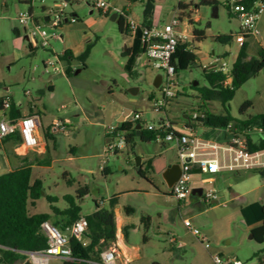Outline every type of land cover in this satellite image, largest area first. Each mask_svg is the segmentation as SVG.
<instances>
[{
    "label": "rangeland",
    "instance_id": "obj_1",
    "mask_svg": "<svg viewBox=\"0 0 264 264\" xmlns=\"http://www.w3.org/2000/svg\"><path fill=\"white\" fill-rule=\"evenodd\" d=\"M200 1L162 0L157 19L160 24H169L180 4L190 6L179 13L188 42L195 48L197 42L189 34L195 29L204 31L208 35L200 42L199 50L206 57L214 51L220 57L232 43L222 44L213 36L229 34L236 24L228 9L231 0H217V13L212 6L200 5ZM195 5L204 7L194 14L201 21L189 23V8ZM130 6L120 8L141 23L143 3L136 0ZM61 11L76 16L77 22L48 27L45 17L54 19ZM28 12L49 35L63 34V39H50L48 47L39 46L31 52L25 27L18 21L20 13ZM15 28L17 34L13 32ZM258 28L264 37V28ZM130 42V34L121 33L111 15H104L85 0L69 3L67 7L58 0H0V97H10V102L22 111L32 106L41 112L42 133L51 153L50 162L33 168L31 180L43 182V193L34 206H29V214H48L54 224L64 217L54 214L53 208L64 211L78 206L81 217H87L96 211V203L108 209L110 199L115 197L117 240L109 248L117 246V264H213L211 256L218 253L243 264H261L264 241L255 240L241 214L244 206L264 203V178L260 173L225 172L208 183L206 180L212 175L194 170L188 197L178 201L171 197V189L163 178L169 167L180 163L176 142L143 141L139 136L132 141L121 131L108 136L109 128L119 126L127 104L132 105L133 112L143 114V130L147 124H158L162 117L154 113L152 100L160 97L154 81L158 75L164 77L165 72L156 69L154 61L144 54L133 71L127 72L124 52ZM88 47L90 52L83 60L81 57ZM67 51L71 58L60 63L59 74L52 68L45 72L47 60L61 59ZM220 60L230 66L235 62L227 56ZM202 64L203 60L202 63L197 60L174 75L178 95L167 111L172 121L188 122L190 116L199 112L203 103L201 89L208 86ZM136 89V95H132L131 91ZM246 103L251 105L241 111ZM208 107L215 114L223 113L217 101L208 102ZM229 111L234 119L231 126L264 114V70L235 92ZM129 120L130 117L126 118ZM58 121L66 122L68 131L48 134V127ZM211 132L207 137L201 130L197 134L218 139L217 134L223 133L222 130ZM113 137L116 142L122 140L125 147L117 153H106ZM251 137L263 140L264 134L254 130ZM1 156L4 152L0 148ZM4 172L0 170V174ZM196 188H203L204 194L212 191L218 199L206 203L204 195H192ZM126 208L134 212L127 214ZM143 218H149L148 226ZM186 219L207 238L209 249L185 226Z\"/></svg>",
    "mask_w": 264,
    "mask_h": 264
},
{
    "label": "built area",
    "instance_id": "obj_2",
    "mask_svg": "<svg viewBox=\"0 0 264 264\" xmlns=\"http://www.w3.org/2000/svg\"><path fill=\"white\" fill-rule=\"evenodd\" d=\"M33 1V0H32ZM63 7H67L69 2L67 0H58ZM88 5L94 9L99 10L104 15L116 14L118 18H124L126 27L131 35H135L140 24L129 16L121 8L112 5L111 0H85ZM229 11L236 15L239 19L240 25L237 33L234 35V40L243 46L251 37L260 35L258 22L264 13L263 0H231L228 3ZM180 11H177L169 24L153 23L149 27L142 29L141 39L145 46V55L150 61H154L156 69L163 70L165 76L162 78L160 87V97L153 98L154 113L162 114L158 124H147L148 131L157 132L156 142L171 143L176 142L178 148L179 165L181 166V176L179 180L170 188V195L172 198L182 201L188 197L189 182L191 174L194 170L202 173L215 175L218 173L231 172H260L264 171V148L251 150L248 145V137L258 130L264 134L262 129H247L236 124L229 126L222 130L226 135L225 141L217 139L203 138L197 135L195 128L189 127V133L178 132L171 119L167 116L168 108L171 103L177 98L178 92L174 83V75L176 74V67L173 64V55L177 50L179 40H187L188 35L182 27L184 22L180 18ZM18 21L25 27L27 33L26 38L30 42L32 49H37L39 46L46 48L49 46V40H61L62 35L57 33L49 35L45 28L36 22L33 14L20 13ZM63 22L76 23L77 17L66 14L64 11L56 13L55 18H49L46 22L50 28H58ZM62 60L59 57L53 60H47L44 63L45 72L52 68L54 73L59 74L62 70L60 63ZM232 67L227 61L220 60L216 72L223 73L227 76L224 84L231 86ZM10 97L4 100L5 110L10 108ZM130 122L144 121V116L139 112H131L128 116ZM127 117V118H128ZM203 114L194 113L192 119L203 118ZM190 122L192 120H189ZM192 123V122H191ZM194 123V122H193ZM40 128L39 119L36 116H26L17 120H10L6 117L0 119V141L18 133L22 145L34 150L39 146L38 132ZM49 132L65 133L68 130L66 122L58 121L49 126ZM118 127H111L108 129V136L111 137L117 133ZM264 140V139H263ZM125 143L122 140L116 142V138L110 139L106 148L107 152H114L123 149ZM212 183L210 179L206 180ZM206 203L213 202L216 196L212 191H207L204 194ZM185 226L198 238L201 244L206 249L210 248L206 237L200 234V231L192 227L189 219L184 221ZM88 220L86 217H80L73 224L61 229L54 226L50 222L41 224V230L48 238V247L41 251L25 252L26 258L24 264H50L55 260L71 259L72 250L70 248L71 239L75 238L82 243L84 247L89 245V240L86 237L88 231ZM213 264H243L236 259H225L220 253L212 254ZM118 250L116 248H109L101 254L100 264H117Z\"/></svg>",
    "mask_w": 264,
    "mask_h": 264
},
{
    "label": "trees",
    "instance_id": "obj_3",
    "mask_svg": "<svg viewBox=\"0 0 264 264\" xmlns=\"http://www.w3.org/2000/svg\"><path fill=\"white\" fill-rule=\"evenodd\" d=\"M67 1L73 3L77 0ZM130 1L134 2L136 0ZM140 1L143 3V21L134 35L132 46L124 52V56L127 57L125 70L129 73L135 68L138 58L145 54V46L141 39L142 29L153 24L152 20L155 15L156 6L162 0ZM200 5L217 8L218 2L217 0H201ZM188 7L190 6L180 4L179 11H184ZM117 24L121 33L130 34L124 18H118ZM13 32L15 34L18 33L16 28ZM206 37L204 31L198 29L193 31V40L195 42H201ZM214 38L222 44H229L233 40V35H221ZM189 45H192V43H189L188 40L178 41L177 50L173 55V64L176 67V72L188 69L191 64L198 60L197 56L190 51ZM30 50L33 52L35 49L30 47ZM89 52L90 47H88L81 58L85 60ZM70 58L71 53L67 51L61 57V60L66 62ZM263 70L264 49L259 53V58H253L247 54L246 44L243 45L236 62L232 66L231 86L224 84L227 78L226 75L204 68V77L208 82V86L201 89L203 103L198 112L199 114H203L204 117L193 120L192 116H190L189 120H192V123L188 120L187 126L208 128L210 130L227 129L234 122V119L230 115L229 103L233 100L235 92ZM67 73L70 74V69L67 70ZM4 100L5 97H0V113H7L8 118L12 120L19 119V106L14 102H10V108L5 110ZM212 101H217L222 105V114H215L209 109L208 102ZM250 105L251 103H246L241 111H244ZM142 124V121H124L119 123L118 130L125 132L129 140H132L135 136H139L143 141H156L157 132L148 131L147 129L143 130V128L141 130L137 129V125L142 126ZM239 125L251 130L262 129L264 131V114L251 117L239 123ZM48 134L51 133L49 132ZM8 138H15L18 142L22 143L18 133L5 139ZM5 139L1 140L0 143ZM248 145L251 150L263 149L264 140L254 142L252 138L248 137ZM48 162L49 160L39 165ZM32 171L31 167H20L0 175V264L22 263L26 258L25 252L41 251L48 247V238L42 232L41 224L48 222L51 216L48 214H29V206H34L43 193V182L39 179L32 182ZM258 173L264 178V171ZM116 204L117 199L115 197L110 199L108 209L96 203V211L86 217L89 224L86 234L89 245L84 247L77 239H71V259L63 260L61 264H90V261H101L100 255L103 249L109 248L117 240V226L114 212ZM53 210L54 214L64 217L62 221L53 224L61 229L73 224L81 217L78 206H71L64 211H58L55 208ZM133 212L132 208H126L127 214ZM241 214L255 240L262 243L264 241V203L255 202L244 206L241 208ZM143 221L148 226L149 218H143ZM126 229L127 227L124 228L125 237H127ZM260 263L264 264V260Z\"/></svg>",
    "mask_w": 264,
    "mask_h": 264
},
{
    "label": "crops",
    "instance_id": "obj_4",
    "mask_svg": "<svg viewBox=\"0 0 264 264\" xmlns=\"http://www.w3.org/2000/svg\"><path fill=\"white\" fill-rule=\"evenodd\" d=\"M111 3H112L113 6L119 7V8L120 7L125 8V7L131 5L130 0H111ZM202 8H204V7L201 6L199 8L197 5H195L194 7L189 8V23H200L201 19L198 16H194V14L197 13L198 11H200V9H202ZM160 9L161 8L157 5L156 6V10H155V15H154V18L152 20V23L160 24V21H158V19H157V12ZM216 13H217V9H216ZM230 16H231V18L233 20L236 21V24L234 25V27L231 28V31H230L229 34H224V35H233V40L231 42L232 43L231 47H229V49L224 51V55L219 57V56L216 55V52L214 51L213 54H211L208 57H206V55H203L204 53L201 50H199V47H200V45L202 43H200V42L195 43V45H196L195 48H192V46L189 45L190 46L189 47L190 51H192V53H194L197 56L198 60L201 63H202V60H203L202 66L204 68L211 69V70L215 71L216 68L219 66L218 63L220 62V59L223 58L224 56H227L228 58L235 59L234 61L236 62V60H237V58L239 56V53H240V51H241V49L243 47V46H241L240 44H238L237 42L234 41V35L237 33V31L239 29L240 22H239L238 17L236 15L232 14L231 12H230ZM262 19H263V17L259 20L258 27L262 26L264 28V26L262 24ZM205 35L207 36L208 34H206V32H205ZM221 35L222 34H220L218 36H221ZM260 35H261V30H260ZM260 35L256 36V37L249 38L247 40V42L245 43L246 46H247V54L250 57L259 58V53L264 49V37H262ZM63 36L64 35L62 34V39H63ZM130 36H131V42H130L131 44L126 47V50H128L133 44L134 36L131 35V34H130ZM189 37H193V34H189ZM213 37H217V36H213ZM140 59H141V56L138 58L137 63L140 61ZM233 64H232V66H233ZM127 105H130V104H127ZM127 105H126V107H127ZM19 109H20V118L26 117V116H36V117H38L39 123H40V128H39V132H38L39 146H38V148H36L34 150H29V149L25 148L22 145V143L18 142L15 138L5 139L4 141H2L0 143V148L4 152V156L0 157V170L1 171L9 172V171L18 169L20 167H31L32 170H33L34 167L40 166L39 165L40 163L46 162L48 160H49V162L51 161V153H50V149H49V146H48V143H47V140H46V136H45L44 133H42V125L43 124H42V119H41V115H40L41 112L36 107H32V106L28 107V109L25 110V111H22V109L20 107H19ZM167 116H168V112H167ZM3 117H6L7 119H10V118H8L7 113H0V119L3 118ZM10 120H12V119H10ZM125 121H126V119H125ZM172 122L174 124L175 129L178 132H180V133H189V127L187 126L188 122H182V123H180V122L177 123L175 121H172ZM179 127L182 130H180ZM200 130H201V132H203V135H205L206 137H207V135H210L212 133L211 132L212 130H210L208 128H202V127L195 128L194 132L197 134V132L200 131ZM216 131H218V130H216ZM215 135H216V133H215ZM217 135H218L217 136L218 139L216 138L217 140H219V141H225L226 140V135H224L223 133L217 134ZM250 138H252L251 135H250ZM252 140H253V138H252ZM259 140H261V139H257V140L254 139L253 141L254 142H258ZM6 172H4V173H6ZM224 173H218V174L212 175V178H209V179L213 183L215 181L216 175L224 174ZM0 175H2V174H0ZM203 193H204V191H203ZM236 198H238L240 200L242 199V197L240 195H236ZM217 199L218 198L216 197V199H214L213 202H216ZM48 222H50V220ZM116 226L118 228L117 223H116ZM116 236H117V234H116ZM175 241H176L175 239H172V242H175ZM115 245H116V243H115ZM115 248L117 249V246ZM102 253H103V251H102ZM118 253H119V250H118ZM220 254L223 255L222 253H220ZM223 257L225 259H233V258L224 256V255H223ZM62 261L63 260H55V261H53V263L54 262H59L58 264H61ZM15 264H24V261L22 263H15ZM90 264H100V262L90 261Z\"/></svg>",
    "mask_w": 264,
    "mask_h": 264
},
{
    "label": "water",
    "instance_id": "obj_5",
    "mask_svg": "<svg viewBox=\"0 0 264 264\" xmlns=\"http://www.w3.org/2000/svg\"><path fill=\"white\" fill-rule=\"evenodd\" d=\"M117 19H118V16L116 14H113L111 16V20L112 21L117 22ZM48 20H49V17H46L45 18V22H48ZM162 78H163L162 75H158L157 78L155 79L154 87L156 89H158L160 87L161 82H162ZM195 85H197V83H195ZM137 91H138V89H136V91L132 90L131 94L132 95H136ZM132 110H133L132 105H127V107L125 108L124 113H123V115H122V117L120 119V122H124L125 119L131 114ZM141 128H142L141 125H137V129L138 130H141ZM137 165L138 166L141 165L140 159H137ZM180 176H181V166L179 164H176L174 166L169 167L165 171V173L163 175V178H164V181H165L166 185L169 188H171L179 180ZM203 191H204L203 188L193 189L192 190V195L197 196V197H202Z\"/></svg>",
    "mask_w": 264,
    "mask_h": 264
}]
</instances>
